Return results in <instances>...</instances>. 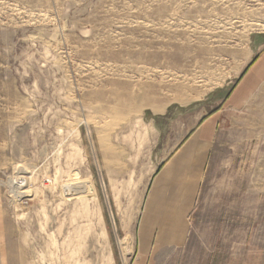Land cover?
Masks as SVG:
<instances>
[{
    "label": "rangeland",
    "instance_id": "obj_1",
    "mask_svg": "<svg viewBox=\"0 0 264 264\" xmlns=\"http://www.w3.org/2000/svg\"><path fill=\"white\" fill-rule=\"evenodd\" d=\"M221 106L190 240L158 264H264V0H0V264H135L146 182L111 190L102 147Z\"/></svg>",
    "mask_w": 264,
    "mask_h": 264
},
{
    "label": "crops",
    "instance_id": "obj_2",
    "mask_svg": "<svg viewBox=\"0 0 264 264\" xmlns=\"http://www.w3.org/2000/svg\"><path fill=\"white\" fill-rule=\"evenodd\" d=\"M231 103H235V98ZM187 111L190 110L176 112L167 107L152 114L148 123L158 130L156 140L152 134L154 141L145 140L143 132L132 133L125 134L123 140L109 146L107 151L102 147V161L106 153L110 162L111 173L108 171L107 175L111 190L118 189L122 180L129 183L131 180L134 185L139 173L146 182L136 226L135 264H158L174 258L176 251L184 249L190 240L191 216L198 203L216 135L223 129L227 116L221 106L204 114L189 129L185 119ZM127 195L135 196L131 192Z\"/></svg>",
    "mask_w": 264,
    "mask_h": 264
},
{
    "label": "bare ground",
    "instance_id": "obj_3",
    "mask_svg": "<svg viewBox=\"0 0 264 264\" xmlns=\"http://www.w3.org/2000/svg\"><path fill=\"white\" fill-rule=\"evenodd\" d=\"M148 98H149V96H148ZM145 101H146V99H145ZM149 102H151V101H149ZM24 172H25V170H24ZM24 172L17 173V176H15V179H11L8 182L10 184L12 183V186H11V196L13 197V199L18 200L19 198H23L25 196H29L30 195V192L28 190L22 189V187L25 185V182L27 181V178L26 177L20 176ZM20 177H22V178H20Z\"/></svg>",
    "mask_w": 264,
    "mask_h": 264
}]
</instances>
